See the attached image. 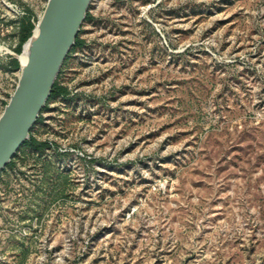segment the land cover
Masks as SVG:
<instances>
[{"label":"rangeland","instance_id":"1","mask_svg":"<svg viewBox=\"0 0 264 264\" xmlns=\"http://www.w3.org/2000/svg\"><path fill=\"white\" fill-rule=\"evenodd\" d=\"M46 2L0 0V114ZM88 13L30 134L47 147L0 173V264H264V0Z\"/></svg>","mask_w":264,"mask_h":264},{"label":"water","instance_id":"2","mask_svg":"<svg viewBox=\"0 0 264 264\" xmlns=\"http://www.w3.org/2000/svg\"><path fill=\"white\" fill-rule=\"evenodd\" d=\"M92 0H47L29 42L27 59L0 114V173L30 138L86 20ZM23 53V52H22Z\"/></svg>","mask_w":264,"mask_h":264},{"label":"trees","instance_id":"3","mask_svg":"<svg viewBox=\"0 0 264 264\" xmlns=\"http://www.w3.org/2000/svg\"><path fill=\"white\" fill-rule=\"evenodd\" d=\"M89 18H90V14L87 13L86 20L89 19ZM33 29H34V26L32 25V23H31V21H30V19L28 17H23L20 20L19 28H18L19 44H18V46L15 49L17 53L21 52V45L23 43H25L31 37ZM82 44H83V41L79 38V35H78L77 38H76L75 45L71 49V51L74 50L76 47L82 46ZM12 64L15 67H18L17 61H15V60L12 61ZM67 94H68L67 87H65L64 85H61L57 81H55V83L53 85V88H52V91H51V95H50L47 103L50 100L56 99L58 97H65ZM23 146H28L32 150L42 151L45 147H47V144L44 143V142L38 141L37 139H35L34 137H32L30 135V138L24 143Z\"/></svg>","mask_w":264,"mask_h":264},{"label":"bare ground","instance_id":"4","mask_svg":"<svg viewBox=\"0 0 264 264\" xmlns=\"http://www.w3.org/2000/svg\"><path fill=\"white\" fill-rule=\"evenodd\" d=\"M29 45L30 43L28 42L25 47H24V51L23 53L20 55V61L22 64H24L26 62V59H27V54H28V50H29Z\"/></svg>","mask_w":264,"mask_h":264},{"label":"crops","instance_id":"5","mask_svg":"<svg viewBox=\"0 0 264 264\" xmlns=\"http://www.w3.org/2000/svg\"><path fill=\"white\" fill-rule=\"evenodd\" d=\"M1 220V219H0ZM1 222V221H0Z\"/></svg>","mask_w":264,"mask_h":264}]
</instances>
